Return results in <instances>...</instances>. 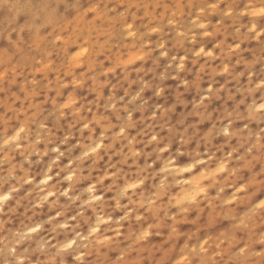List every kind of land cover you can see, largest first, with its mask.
Here are the masks:
<instances>
[{"label": "rangeland", "instance_id": "obj_1", "mask_svg": "<svg viewBox=\"0 0 264 264\" xmlns=\"http://www.w3.org/2000/svg\"><path fill=\"white\" fill-rule=\"evenodd\" d=\"M0 264H264V0H0Z\"/></svg>", "mask_w": 264, "mask_h": 264}, {"label": "bare ground", "instance_id": "obj_2", "mask_svg": "<svg viewBox=\"0 0 264 264\" xmlns=\"http://www.w3.org/2000/svg\"><path fill=\"white\" fill-rule=\"evenodd\" d=\"M29 3H30V2H29ZM31 4H32V3H31ZM31 4H30V5H31ZM33 4H34V3H33ZM39 6H40V5H38V6H31V7L29 6L28 8H29V9H32V10H35V9H37ZM2 196H3V198H4V197H6V194H4V195H2ZM2 196H1V197H2ZM69 243H70V240H69ZM71 243H72V242H71ZM71 243H70V244H71ZM67 245H68V244H67ZM69 246H70V245H69Z\"/></svg>", "mask_w": 264, "mask_h": 264}, {"label": "snow or ice", "instance_id": "obj_3", "mask_svg": "<svg viewBox=\"0 0 264 264\" xmlns=\"http://www.w3.org/2000/svg\"><path fill=\"white\" fill-rule=\"evenodd\" d=\"M93 150H95V149H93ZM69 179H71V177H69ZM46 182V181H45ZM89 191H91V189H89Z\"/></svg>", "mask_w": 264, "mask_h": 264}]
</instances>
